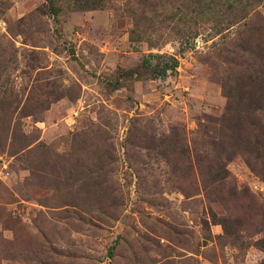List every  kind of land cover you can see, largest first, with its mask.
Segmentation results:
<instances>
[{
  "label": "rangeland",
  "instance_id": "obj_1",
  "mask_svg": "<svg viewBox=\"0 0 264 264\" xmlns=\"http://www.w3.org/2000/svg\"><path fill=\"white\" fill-rule=\"evenodd\" d=\"M70 1L0 0V264H264V165L235 155L205 187L178 155L182 135L202 152L199 125L254 61L237 46L264 1L245 27L164 28L155 49L130 43L129 0ZM149 53L177 68L153 75Z\"/></svg>",
  "mask_w": 264,
  "mask_h": 264
},
{
  "label": "trees",
  "instance_id": "obj_2",
  "mask_svg": "<svg viewBox=\"0 0 264 264\" xmlns=\"http://www.w3.org/2000/svg\"><path fill=\"white\" fill-rule=\"evenodd\" d=\"M45 1L54 15L60 12L56 5L61 0ZM108 1L71 0L70 9H101L108 5ZM263 1L174 0L170 8L164 7L163 0H129L133 6L127 10L133 21L129 41L131 44L146 43L152 49L161 47L166 43L160 36L162 34H158V41L154 40V34L164 28L178 39L199 36L203 26L211 35L221 36L235 26H247L245 21L258 15L256 9ZM181 13L189 15L184 22L177 19ZM245 33L247 38H242L237 48L255 54V59L236 64L244 67L243 74L234 81V85L224 87L228 100L224 113L220 117H208L199 125L197 134L205 138L202 140V152L197 150L195 141L185 135L181 136L185 144L178 147L182 160L180 167L183 165L181 169L195 174L205 187L226 182L228 175L224 162L235 155L244 158L254 171L258 164L264 165V26ZM177 62L174 55L149 53L141 64L150 68L155 76H166L177 68Z\"/></svg>",
  "mask_w": 264,
  "mask_h": 264
}]
</instances>
